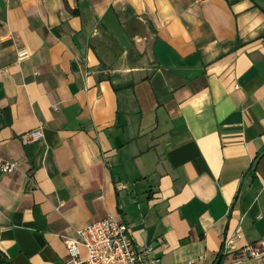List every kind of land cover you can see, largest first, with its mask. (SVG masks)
Masks as SVG:
<instances>
[{"label":"crops","instance_id":"0c3cea01","mask_svg":"<svg viewBox=\"0 0 264 264\" xmlns=\"http://www.w3.org/2000/svg\"><path fill=\"white\" fill-rule=\"evenodd\" d=\"M4 162L9 264L108 218L161 264H264V0H0Z\"/></svg>","mask_w":264,"mask_h":264},{"label":"built area","instance_id":"2783aa9c","mask_svg":"<svg viewBox=\"0 0 264 264\" xmlns=\"http://www.w3.org/2000/svg\"><path fill=\"white\" fill-rule=\"evenodd\" d=\"M30 57L26 50L19 52V61ZM43 137L40 130L22 137L24 144L39 141ZM18 169V164L4 162L0 166V174L10 175ZM123 188L122 185L119 186ZM77 240H65L71 260L68 264H161L155 257V249L151 245H136L130 228L114 218L94 223L77 232ZM85 251V254L82 253ZM244 252L251 258L262 259L264 250L248 246Z\"/></svg>","mask_w":264,"mask_h":264},{"label":"trees","instance_id":"16d2710c","mask_svg":"<svg viewBox=\"0 0 264 264\" xmlns=\"http://www.w3.org/2000/svg\"><path fill=\"white\" fill-rule=\"evenodd\" d=\"M0 264H9L6 259L0 254Z\"/></svg>","mask_w":264,"mask_h":264}]
</instances>
